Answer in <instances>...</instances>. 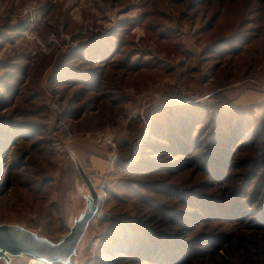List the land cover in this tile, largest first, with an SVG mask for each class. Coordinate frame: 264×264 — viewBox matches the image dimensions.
Masks as SVG:
<instances>
[{
    "label": "rangeland",
    "instance_id": "obj_1",
    "mask_svg": "<svg viewBox=\"0 0 264 264\" xmlns=\"http://www.w3.org/2000/svg\"><path fill=\"white\" fill-rule=\"evenodd\" d=\"M71 152L78 264H264V0H0V223L65 234Z\"/></svg>",
    "mask_w": 264,
    "mask_h": 264
},
{
    "label": "water",
    "instance_id": "obj_2",
    "mask_svg": "<svg viewBox=\"0 0 264 264\" xmlns=\"http://www.w3.org/2000/svg\"><path fill=\"white\" fill-rule=\"evenodd\" d=\"M101 153L97 155L106 156ZM70 156L87 186L82 193L83 208L73 216L68 231L57 240L20 223H0V264H22L27 255L46 264H78L90 224L100 211L101 197L79 156L75 152ZM107 157L111 158V154Z\"/></svg>",
    "mask_w": 264,
    "mask_h": 264
},
{
    "label": "trees",
    "instance_id": "obj_3",
    "mask_svg": "<svg viewBox=\"0 0 264 264\" xmlns=\"http://www.w3.org/2000/svg\"><path fill=\"white\" fill-rule=\"evenodd\" d=\"M114 37H116V36H114ZM107 37H100V42H102L101 41V39H106ZM121 38V36H119V39ZM95 39V37H93V39L92 40H94ZM122 39H123V35H122ZM120 41H122V40H120ZM225 41V40H224ZM231 44V43H230ZM229 44V45H230ZM105 47L104 48V50H105V55H106V51L107 50H109L110 51V47H109V45H108V42H107V40H103V44H99L98 46H94V47H90V45H88V46H85L84 47V51L86 52L85 54L84 53H82V54H78V56H81L83 59H88L89 61H92L93 60V56L95 57V55H96V53L97 54H99L100 53V50H102L101 48L102 47ZM90 47V48H89ZM89 49L91 50V53L92 54H87V52L89 53ZM98 51V52H97ZM236 53V52H235ZM235 53H232L231 55L232 56H234V55H237V54H235ZM109 54V53H108ZM107 54V57L109 56ZM228 54H230V52H229V50L228 49H226V50H223L220 54H219V56L221 57V59L220 60H222V61H226L227 60V55ZM239 54V53H238ZM92 55V56H91ZM240 56V55H239ZM100 59H101V57H98V60L100 61ZM95 61H96V59H95ZM221 61V62H222ZM220 62V63H221ZM223 63V62H222ZM222 63L221 64H219V72H220V74L221 75H223V76H227L228 74H227V72L225 73L224 72V69H223V66H222ZM120 64L121 65H125L126 64V61H124V60H121V62H120ZM250 66V65H249ZM223 71V72H222ZM100 80V79H99ZM167 111H171L172 112V107H170V108H167ZM234 112H236V113H233V117H232V121H234L235 120V122L238 124V128H240V127H245V129H246V127H249L248 125H250V123H251V120H249V118H247V112H245V111H240V112H238V110H236V111H234ZM245 112V113H244ZM227 121H230V118L227 120ZM231 121V125H236V123H234V122H232ZM225 122V121H224ZM248 129V128H247ZM113 193L111 192V195H112ZM113 195H115V194H113ZM118 244H122L123 245V249L125 250V251H132L133 253H134V251H135V248H134V246H130V242H124V241H120ZM162 248L163 247H161V248H159V250L161 251L162 250ZM158 250V251H159ZM135 253H144V255H148V256H151V257H155L154 255H152L151 253H145V252H143L141 249L140 250H137ZM162 253V257H160V260H161V262H166V261H164V259H163V256L164 255H166L167 256V253L165 252V251H162L161 252ZM176 260V259H175ZM168 262H171V260H169L168 259Z\"/></svg>",
    "mask_w": 264,
    "mask_h": 264
},
{
    "label": "bare ground",
    "instance_id": "obj_4",
    "mask_svg": "<svg viewBox=\"0 0 264 264\" xmlns=\"http://www.w3.org/2000/svg\"><path fill=\"white\" fill-rule=\"evenodd\" d=\"M100 199L102 200V195L100 194ZM30 263L31 264H39V263H43V264H45L44 262H41L40 260H38L37 258H35V257H31V259H30Z\"/></svg>",
    "mask_w": 264,
    "mask_h": 264
},
{
    "label": "built area",
    "instance_id": "obj_5",
    "mask_svg": "<svg viewBox=\"0 0 264 264\" xmlns=\"http://www.w3.org/2000/svg\"><path fill=\"white\" fill-rule=\"evenodd\" d=\"M22 264H31L30 262H25V263H22ZM39 264H43V263H39ZM46 264V263H45Z\"/></svg>",
    "mask_w": 264,
    "mask_h": 264
}]
</instances>
